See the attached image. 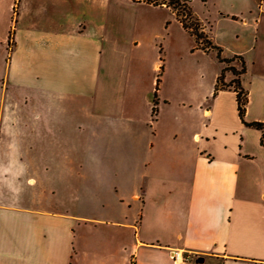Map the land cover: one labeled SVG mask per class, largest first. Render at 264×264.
<instances>
[{"label":"crops","instance_id":"obj_1","mask_svg":"<svg viewBox=\"0 0 264 264\" xmlns=\"http://www.w3.org/2000/svg\"><path fill=\"white\" fill-rule=\"evenodd\" d=\"M35 1L43 14L63 18L62 23L53 25L49 38L36 40L38 48H49L58 57L49 59L42 53L45 64L53 66L48 73L36 72L38 89L34 96L38 99L42 94L45 102L38 99L34 106L19 107L18 127V120L10 118L8 134L17 143H10L14 144L11 154H0V176L27 177L22 189L28 195L37 193L38 178L41 182L51 178L50 186L40 191L50 210L0 205V264H172V253L176 250L190 254V264H264L262 132L246 126L240 119L233 88L214 95L218 75L196 106L167 97L162 84L147 95L149 115L143 121L133 113L123 114L125 93L114 96L118 98L114 109L109 106V118L103 121L108 110L104 101L110 94L99 88L97 172L102 187L99 193H105L100 202L106 210L101 217L76 215L72 211L74 156L72 152H58L59 138L72 136L73 140L75 135L82 134L84 142L90 143L93 133L89 113L83 116V122H76L74 115H66L65 110V116L61 115L65 107L53 104L54 96L75 95L73 87L84 89L88 80L85 75L66 73L68 66L74 64L70 50L73 42L69 38L85 34L87 28L82 24L83 30L80 26L74 28L64 19L77 9L83 17L90 10L102 11L107 0ZM116 1L167 10L175 15L165 6ZM12 7L14 2L10 0V10ZM193 12L205 26L207 19ZM241 15L242 26L257 32L255 44L263 43L260 25L264 12L257 15L250 8L247 15ZM219 16L222 20L231 15L221 10ZM204 32L208 34L205 27ZM209 35L224 58L240 56L245 62L246 54L241 47L229 51L218 38ZM8 39L2 44L12 60L21 39L19 35L11 42ZM251 47L248 50L254 49ZM199 49L206 55L214 52L217 58L215 50ZM12 64V61L8 64V83L12 81ZM233 64L236 66L238 62ZM56 65L60 66L59 71ZM159 66L155 64L156 68ZM233 78L228 72L225 80ZM39 81L47 83L41 87L37 85ZM6 96L5 93L3 97ZM262 97L257 100L254 93L248 95L247 123H264ZM4 109L0 107V113ZM187 114L191 115L189 119ZM2 134H6V129ZM5 138L0 139V148ZM66 144L69 143L63 145ZM90 160L84 158V179L90 173L87 169ZM98 226L106 227L108 232L96 234Z\"/></svg>","mask_w":264,"mask_h":264},{"label":"rangeland","instance_id":"obj_2","mask_svg":"<svg viewBox=\"0 0 264 264\" xmlns=\"http://www.w3.org/2000/svg\"><path fill=\"white\" fill-rule=\"evenodd\" d=\"M11 1L14 2V7L10 10V0H0V107L5 108L4 113H0V139L6 137L0 148V154H11L14 147V144H10L14 138L8 134L7 129L10 118L14 121L18 120L17 127L19 126V107L34 106L38 103V99L45 102L46 97L42 94L38 95V99L34 96L38 89L35 81L36 72L45 70L48 73L49 68L53 66L45 64L46 59L41 57L42 53H45L49 59L57 58L58 54H53L54 51L49 48H38L36 40L49 38L56 23H62L63 20L54 14H43L36 6L35 0ZM190 1L193 10L200 17L207 19L205 26L203 24L202 26L206 28L208 34H205L209 40L211 39L209 34H213L229 51L235 47H241L244 51L246 73L241 76V84L249 94L254 93L257 100L263 99L264 41L255 44L257 32L243 27L240 20L243 18L241 13L247 15L250 8H253L257 15L259 12H264V0ZM221 10L227 11L231 16L219 20ZM81 13L82 11L77 9L75 13L64 19L74 28L81 24L87 28L85 34L75 35L74 39L69 38L73 42L70 50H73L71 56L74 58V64L68 66L66 73L88 77L84 88L88 91L79 93L84 90L82 86H74L75 95H57L52 100L57 107H65L61 109L62 116H65V110L68 113L66 115H74L76 122H83V116L90 114L93 133L90 143L84 142L82 134L75 135L73 140L72 136L71 138L60 136L57 149L59 153L72 152L74 156L71 167L74 173L75 207L72 211L76 215L101 217L102 211L106 208L100 202L101 196H105V193H99L102 187L97 172L99 88L105 89L108 95L110 94L107 101L104 98L108 110L106 116L102 117L103 121L109 118V106L114 109L115 99H118L114 96H122L123 93L126 94L127 99L126 103L124 102L123 114L129 116L133 113L136 118L143 121L149 115L147 95L156 92L162 84H164L163 94L167 97H172L171 99L176 101L181 99L196 106L215 83L216 75L218 78L222 75L226 64L220 63L214 52L208 55L203 53L194 37L181 26L177 17L167 10L107 0L104 10H90L86 17ZM261 18L262 33L264 15H261ZM79 28L83 30V26ZM15 35H19L21 41L13 59L10 60L11 58L6 55V46L2 43L7 37L9 42L12 41ZM250 45H253L254 49L248 50ZM47 46L49 47V43ZM224 59L232 60L227 66H234L233 62H238L234 67L241 69V62L235 56ZM10 61L13 63L10 72L12 81L8 83ZM157 63L160 64L159 68L155 67ZM55 69L59 71L60 66L56 65ZM228 72L234 77L233 80L236 78L231 71H226L224 73L226 84L231 82L225 80ZM16 77L22 79L18 80ZM163 79L165 81L162 83ZM45 83L47 81H39L37 85L42 87ZM6 85L9 88L8 92ZM5 93L6 98L3 97ZM81 109L84 111L81 112ZM190 116L187 114L186 118L189 119ZM3 129H6L5 135L2 134ZM67 142L69 144L63 145ZM85 157H88V160L92 159L89 161L87 169L90 173L86 179L83 177ZM25 179L27 177L0 176V205L50 210L40 191L50 186L51 178L42 182L41 178H38L40 187L35 195L24 193L22 185ZM47 182L49 183L46 184ZM94 232L101 234L108 230L104 226H98Z\"/></svg>","mask_w":264,"mask_h":264},{"label":"trees","instance_id":"obj_3","mask_svg":"<svg viewBox=\"0 0 264 264\" xmlns=\"http://www.w3.org/2000/svg\"><path fill=\"white\" fill-rule=\"evenodd\" d=\"M131 1H133L134 3H145L155 7L165 6L171 9L175 13L182 27L195 38L198 47H201L205 51L216 50L217 58L219 62L222 64H226V66L223 68L222 75L217 80L214 95L216 96L220 91L223 90H228L231 88L234 89L237 95L238 113L240 119L246 126L255 128L262 132L261 145L264 147V123H260V122L247 123L245 121L246 107L249 101L248 98L249 93L247 90L243 88L241 84V76L246 73L245 62L242 59V57L235 56V58H238L241 62V69L238 70L234 66H227V64H229L232 60L222 58L221 56L222 50L219 47L214 46L212 42L209 40L208 36L204 32V28L202 26L201 21L193 12V9L191 7V1L190 0H131ZM226 71H231L236 77L228 84L224 82V76H225L224 73Z\"/></svg>","mask_w":264,"mask_h":264},{"label":"built area","instance_id":"obj_4","mask_svg":"<svg viewBox=\"0 0 264 264\" xmlns=\"http://www.w3.org/2000/svg\"><path fill=\"white\" fill-rule=\"evenodd\" d=\"M191 260V255L181 250H176L172 253V264H190Z\"/></svg>","mask_w":264,"mask_h":264}]
</instances>
